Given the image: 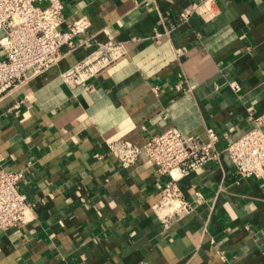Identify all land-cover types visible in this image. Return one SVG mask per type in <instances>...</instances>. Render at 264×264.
I'll list each match as a JSON object with an SVG mask.
<instances>
[{"label":"crops","instance_id":"crops-1","mask_svg":"<svg viewBox=\"0 0 264 264\" xmlns=\"http://www.w3.org/2000/svg\"><path fill=\"white\" fill-rule=\"evenodd\" d=\"M193 1L62 0L88 33L0 99V168L30 164L31 206L27 223L0 229V264H264V178H239L223 155L179 182L193 209L165 226L152 207L167 177L144 153L124 168L108 152L168 128L200 143L210 128L222 149L264 111V0H216L211 21L194 16L155 43ZM89 36L127 53L85 89L60 75L91 52Z\"/></svg>","mask_w":264,"mask_h":264},{"label":"built area","instance_id":"built-area-1","mask_svg":"<svg viewBox=\"0 0 264 264\" xmlns=\"http://www.w3.org/2000/svg\"><path fill=\"white\" fill-rule=\"evenodd\" d=\"M155 2L156 0H144ZM216 0H196L177 15V21L169 23L163 32H155L151 39L159 43L163 35L188 23L197 16L204 22L217 14ZM62 0H0V99L28 76L42 74L55 66L63 55L75 49V40L86 35L90 22L85 16L68 21L64 17ZM93 49L80 62L61 73L62 80L71 86L87 89L86 81L126 55L124 43L99 42L94 36ZM177 58L185 55L184 48H176ZM233 92L240 86L230 83ZM248 129L237 140L219 149L218 136L206 129V141L200 143L176 128H168L150 135L141 146L125 140H112L108 152L124 168L135 164L144 153L158 175L167 177L159 190L152 211L166 226L182 219L192 211V204L184 197L179 182L209 162H219L222 156L231 161L239 178H264V111L248 117ZM100 158L99 154L94 155ZM27 166L8 171L0 168V229L17 228L29 221L31 206L20 190V181ZM196 201H201L199 191L194 190ZM220 258L222 253L218 252Z\"/></svg>","mask_w":264,"mask_h":264}]
</instances>
